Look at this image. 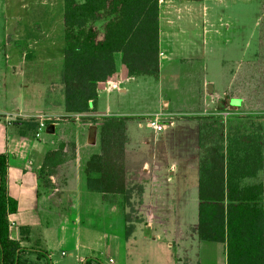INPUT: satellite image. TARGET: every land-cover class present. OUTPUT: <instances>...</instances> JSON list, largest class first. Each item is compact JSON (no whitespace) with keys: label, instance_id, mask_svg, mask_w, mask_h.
<instances>
[{"label":"crops","instance_id":"crops-1","mask_svg":"<svg viewBox=\"0 0 264 264\" xmlns=\"http://www.w3.org/2000/svg\"><path fill=\"white\" fill-rule=\"evenodd\" d=\"M168 1L170 0H161L158 3V76H129L120 56L116 55V70L97 86L93 111L82 114H67L64 111L63 85L60 81L63 45L61 42L60 45L57 44L60 53L51 55L55 45L50 36H46L45 25L41 26V23L45 24L44 16L39 23L33 20L36 16L31 14L36 9H26V5H22L21 16L15 14L16 10L12 14L10 9H5V39L0 42L5 52L0 56V76H3V69L8 67L25 76L22 86L26 89L24 99H13L11 110H0V153L7 155L8 163L6 191L8 196L17 202V210L8 215L9 236L19 239L21 246L45 250L50 255L57 245L71 243L79 251L75 258L76 264H83L87 257H92L86 253L93 250L92 246L85 242L82 252L80 250L82 216L89 218L92 214L102 211L108 214L107 217L113 218L112 212H116L114 201L119 204L121 216L128 211V207L127 210L122 209L121 195L88 191L85 188L83 173L85 162L100 150V119L104 116L119 115L129 117L126 122L127 140L124 149L126 181L129 185L142 186L141 195H132L130 199L133 205L131 219L134 221L138 218L145 224L137 225L138 222L134 221V229L144 226L154 232L151 222L163 221L164 230L168 232V211H171V214L176 211V219L184 222L186 227L190 225L189 234L197 244V264H226L225 244L199 240L192 231L197 219L188 223L182 210L188 204L187 197L190 192L192 198L193 195L196 196L194 202L198 205L200 128L209 124L207 120L210 117L205 115L210 114L211 109L229 107L232 98L226 94L230 73L226 79L221 73L216 72L212 77L208 74L203 49L195 48L194 36L198 35H192V32L188 31L199 25L191 19L194 7L186 4L188 21L185 25L179 22V19H165V9L170 4ZM164 3L166 6L162 7ZM206 8L205 5L202 6L205 20L200 30L203 31L202 44L211 47L218 29L212 30L213 25L208 20ZM173 11L178 14L177 18L182 16V6ZM37 29L42 33L38 39L35 32ZM177 38H181L180 41ZM196 55L202 57L199 58V81H187L189 88L182 89L180 86L185 83L182 80L180 84V66L177 64L179 61H192ZM55 60L60 62L59 69H56ZM227 60L220 59V66L226 64ZM189 74L190 72H187L186 75ZM149 77L152 79H148ZM107 81L116 82L118 88H109ZM51 84H56V89L51 87ZM57 91L60 92V97L55 101L53 96ZM167 91L173 92V95H168ZM45 94H48V98ZM46 103L48 105L44 107ZM231 103L236 105L233 101ZM2 106L8 107L7 104ZM238 108L243 109L242 102L231 109ZM231 111L233 113L228 115L223 110L213 114L224 115L223 120H226L231 114L237 113ZM11 112L64 114L66 117L48 122L37 130L35 135H21L18 133V122L5 121L3 113ZM156 112L162 113L160 120L163 127L160 130L151 128L146 122ZM12 125H15L14 129L9 128ZM61 142L74 144V158L59 165L44 186L38 183L37 171L45 153L56 149ZM122 222L125 226L124 217ZM168 226L170 231L172 227L169 224ZM184 232L177 229L175 234L179 240H183L184 236L190 238L187 234L184 235ZM91 233L88 228L84 235L88 238ZM167 243L170 245L171 242ZM30 255L34 256L36 261L39 260L35 254ZM105 255L108 263L114 262L107 251ZM26 257L30 260L29 255ZM100 260L108 264L105 260Z\"/></svg>","mask_w":264,"mask_h":264},{"label":"trees","instance_id":"trees-1","mask_svg":"<svg viewBox=\"0 0 264 264\" xmlns=\"http://www.w3.org/2000/svg\"><path fill=\"white\" fill-rule=\"evenodd\" d=\"M198 1V0H195ZM158 0H63V55L60 81L67 114L93 111L97 86L116 70L115 56L129 76L159 72ZM258 70L264 80V0L259 1ZM256 93V92H255ZM262 94V93H261ZM264 96V95H260ZM257 101L261 97L257 94ZM229 98V97H227ZM230 100L229 106L233 105ZM221 109V108H220ZM129 117L104 116L99 121L100 150L85 162V188L123 197L125 234L134 229L132 195L142 186L126 181L124 149ZM264 116H234L223 120V137L214 124L200 128L197 222L199 240L225 244L226 264H264ZM18 122V123H17ZM21 135H35L34 121H16ZM221 124V125H222ZM74 158V144L61 142L48 150L37 171L38 183L47 185L56 168ZM7 155L0 153V264H25L45 250L23 247L9 236L8 215L17 202L6 191ZM83 264H105L87 257Z\"/></svg>","mask_w":264,"mask_h":264},{"label":"rangeland","instance_id":"rangeland-1","mask_svg":"<svg viewBox=\"0 0 264 264\" xmlns=\"http://www.w3.org/2000/svg\"><path fill=\"white\" fill-rule=\"evenodd\" d=\"M202 1V2H201ZM170 0L168 1V6L165 9L166 20L179 19L178 21L182 24L187 25L188 21V11L185 8L186 4H190L194 7L191 19L194 20L197 25L195 28L188 29L192 32L191 34H197L194 36L195 48H201L202 52L205 54V59L207 60V65L209 69V75L217 74L223 75L226 79L228 74L229 82L227 88L228 93L232 101L238 105L241 104L243 109H231L233 107H222L221 109H211L210 114L205 116L210 117L207 123L213 125L218 136L223 137V116L213 114L217 111H237L236 114H231L234 116H264V80H260V75H258V39H259V1L260 0ZM26 5V9L35 10L31 12L36 17L33 18L34 21L41 23L42 17L44 16L45 24L41 23V26L45 25L44 30L46 31V36H50V40L54 43V48H52L51 55L56 56L60 53V47L56 45L60 42L63 45L62 38V5L63 0H0V42L5 39V19L7 17L5 9H10L11 13L21 16V7ZM205 5L207 8V16L210 23L213 25L212 30L218 29L216 35L214 36V42L212 45H204L203 43V22L205 20L203 16L202 6ZM166 3L162 4L165 7ZM182 6L181 17L178 16L173 10L176 7ZM26 12H24V15ZM35 23V22H34ZM34 31V27L32 29ZM37 39L42 36L41 31L38 29ZM50 35H49V34ZM180 39L181 38H177ZM211 48V49H210ZM5 52L3 45L0 43V56H3ZM199 54V53H197ZM196 55L194 60L179 61L177 65L180 67V84L184 80V85L179 84L182 89L189 88L187 84L192 82H198V73L200 65V57ZM198 58V59H197ZM200 58V59H199ZM225 58L233 59L227 60L228 62L220 66V59ZM232 61V62H231ZM56 64V69L60 68V62L54 61ZM19 70V69H17ZM221 70V71H219ZM190 72L189 75H186ZM3 76H0V110H11L13 108L12 103L14 98H19V100L24 99L26 89L24 88L25 76L16 73L10 68L3 69ZM212 77V76H211ZM221 77V76H220ZM219 77V80H220ZM152 79V78H148ZM3 80V81H2ZM183 83V82H182ZM226 83V81H225ZM5 86V88L3 87ZM56 84H51V87L56 89ZM256 92V93H255ZM168 95H173V92L167 91ZM262 93V94H261ZM181 94V93H180ZM261 97L260 101H257ZM48 98V94H45ZM55 101L60 97V92H56L53 96ZM45 100V99H43ZM40 100V101H43ZM228 100V99H226ZM38 99L36 100V102ZM49 101V100H46ZM5 102V103H3ZM2 104H7L8 107L3 108ZM48 104H44L46 107ZM214 117V118H213ZM222 124V125H221ZM9 128L14 129L15 125ZM191 192L188 194L187 202L184 209L185 221L188 223L195 222L197 219V205L194 200L196 196ZM117 205H114L116 214L113 218L107 217L108 214L98 211L99 213H94L89 218L87 216H82L81 225V252L83 250L82 246H85L83 242L88 243L92 246L93 251H88L87 255H92V257H97L107 262V257L105 252L107 251L113 258V263L108 264H197V244L196 241L191 239L190 225L184 226V222L178 221L176 219V211H168V222L166 228L163 221H152L151 227L154 228V232L145 228L133 229L128 235L125 234V226H123L122 218L118 210L119 204L114 201ZM100 209V208H99ZM127 210V208H126ZM136 218V217H135ZM138 219V218H136ZM147 223V222H146ZM137 225H144L145 222L139 221ZM155 224L157 227L155 228ZM170 225L171 230L169 231ZM179 224V225H177ZM91 230L90 236L87 238L84 234L87 229ZM184 230L183 240H179L175 233L177 229ZM165 231V232H164ZM175 234V235H174ZM84 236L87 238L85 241ZM183 237V234L181 238ZM75 236L73 235V240ZM170 241V245L167 243ZM79 251L75 249V245L71 243H63L57 245L51 252L50 255L45 253L43 256L39 257L36 261L35 257L29 255L25 264H76L75 258ZM126 253V254H125ZM28 256V255H27ZM27 259V257H26Z\"/></svg>","mask_w":264,"mask_h":264},{"label":"built area","instance_id":"built-area-1","mask_svg":"<svg viewBox=\"0 0 264 264\" xmlns=\"http://www.w3.org/2000/svg\"><path fill=\"white\" fill-rule=\"evenodd\" d=\"M159 2L161 0H158ZM109 88H118L116 82L107 81ZM226 115H228L232 111H225ZM233 113V112H232ZM5 117V121L7 123L13 121H34L38 124L37 130L43 128L48 122L59 121L66 116L57 115V114H48V113H22V112H11V113H3ZM161 112L154 113L151 117H149L146 122L148 126L155 130H160L163 127V122L160 120Z\"/></svg>","mask_w":264,"mask_h":264}]
</instances>
